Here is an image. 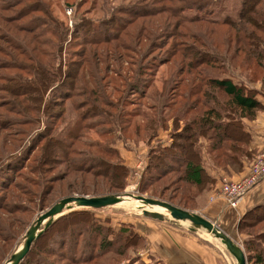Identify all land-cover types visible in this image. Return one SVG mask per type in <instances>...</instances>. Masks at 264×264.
<instances>
[{"label": "trees", "instance_id": "16d2710c", "mask_svg": "<svg viewBox=\"0 0 264 264\" xmlns=\"http://www.w3.org/2000/svg\"><path fill=\"white\" fill-rule=\"evenodd\" d=\"M13 1L0 0V156L5 157L2 145L6 140L9 148L19 152L6 161L0 159V175L7 169L5 178H0L3 190L13 182L10 171L32 159L40 196L66 194L80 185L75 179L82 183L86 175L102 178L111 192L121 191L129 168L118 149L109 148L108 137L121 138L132 123L134 140H142L147 147L139 193L179 208L194 209L197 196L214 183L205 158L214 166L240 171L242 160L252 157L251 135L243 119L264 110L257 98L264 95V88L253 86L264 85V0H239L237 15L223 20L199 12L211 7V0H134L118 6L111 19L115 24L103 22L102 27L79 18L74 25L76 35L81 29L94 31L75 37L82 39V49L67 72L55 60L66 27L50 9V1ZM188 9L195 12L188 14ZM163 14L168 16L158 17ZM200 21L208 24L193 29ZM157 50L162 54H154ZM163 65L168 68L166 78L156 92L155 72ZM115 93L119 94L111 99ZM128 95L136 105L146 103V110H124L122 127L117 124L119 129L111 132L103 126L106 121L99 120L111 115L103 109H117ZM124 101L131 100L126 97ZM41 115L47 123L43 128H39ZM26 125L36 130L33 135L31 129L23 128ZM159 129H169L168 145L153 141ZM93 133L102 140L87 142ZM26 137L29 140L22 144ZM77 142L92 147V155L84 152L74 159L72 154L77 152L72 148ZM116 154L119 162L108 159ZM55 164L64 169L54 172ZM3 202L0 259L1 243L10 237L7 229L15 226L19 213H27L19 203ZM86 214L76 210L56 218L33 240L18 264L136 262L145 238L132 223H123L114 232ZM59 222H65L64 230L48 237ZM237 231L246 235L242 243L247 264H264V203L242 214ZM50 238L52 242L44 245Z\"/></svg>", "mask_w": 264, "mask_h": 264}, {"label": "rangeland", "instance_id": "374dc122", "mask_svg": "<svg viewBox=\"0 0 264 264\" xmlns=\"http://www.w3.org/2000/svg\"><path fill=\"white\" fill-rule=\"evenodd\" d=\"M12 1V0H9ZM50 1V9L54 13V15L59 18L64 27H66V36L62 44V49L60 53L56 52L55 57H56V62H60L61 66V71L67 72L68 68L70 67V63L72 60H79V57L76 55L78 53L77 50L82 49V46L79 45V43L82 42V39H76L75 37L78 35L86 36L87 34H90L94 30L91 29L89 32H87V29H81V31L76 35L75 30H74V25L75 21H78L79 18L83 19H90L94 20L93 27H102L101 25L103 22H113L112 24H115V21L111 20L112 17L115 15L117 12L118 6H124L127 4H131L134 2V0H49ZM13 4L15 3V0L12 2ZM78 5H79V10H78ZM211 7L207 6L203 10H199V12L206 16L207 18H216L218 20H223L225 16L231 15L232 17H235L237 15V10L239 7V0H211ZM17 8H20V6L13 7L9 9V12L12 10H16ZM195 12V9H188L186 13L191 14ZM167 14L160 15L158 17H162L165 19L167 17ZM157 18V17H156ZM169 18V17H168ZM117 20H119V17H116ZM110 23V27L112 28L113 25ZM208 23L204 21H200L196 24L192 25V28L195 29L197 26L200 28H203L204 25ZM101 25V26H100ZM82 27V26H80ZM182 28L180 27L179 30ZM113 30V29H112ZM169 30L172 31V28L169 27ZM80 37V38H81ZM173 38H171L168 41V44L171 43ZM177 42H180V38L174 39ZM84 47L86 45L84 44ZM162 54V51L159 52L158 50L154 52V54ZM167 65H163L159 67L158 71H156V68H154L155 73H157L156 80H155V89H157L156 92H159L161 87H162V81L166 78L167 74ZM115 82L117 83L118 87L121 88L120 86V78H116ZM117 94L115 93L111 99H115L117 97ZM157 95V94H156ZM128 97V100L125 102V98ZM0 98H3L0 96ZM7 102V101H3ZM153 103V102H151ZM159 104V103H158ZM146 110V103L145 104H139L136 105L133 96L128 95L125 96L124 99L122 100L121 104L118 105L117 109H109L108 107H104L103 110L106 112H110L111 115L107 116L105 114L104 118H100V122H103L104 120L106 121L107 125H103L106 128L108 126L111 128V132H114V128L118 130L117 124H119L120 127H122V123L120 122V118L123 120V116L125 115L124 110L132 111V110ZM0 112H2V108H0ZM119 112H121V115L119 116ZM138 117H135L133 120H137ZM134 122V121H133ZM43 124L46 123V119L42 118L41 115V123L39 125V128H43ZM101 125V123H100ZM115 125V126H114ZM133 123L131 127L125 131L124 134L121 135V138H116V137H108L110 143L108 144L109 148H117L119 151V157H121L124 161V163L127 162L126 165L129 169L128 171V176L126 178V184L122 188L121 191L114 190L115 192H111V188H109L107 182L103 181L102 178L97 179L96 177H93L92 175H86L84 178L83 182L81 183V179H75L76 185L80 184L77 188H74L70 192L63 194V195H57L56 193L47 196V195H39V190L40 187L36 186L35 184L38 182V179L36 177V173L32 172V168L35 165V163L32 161V159L28 160L25 162L24 166L20 167L14 171H10V178H12L13 182L11 181V184L8 188L5 190L2 189V183L0 185V196H3L4 198H1L0 202L4 200L6 204L13 205L14 202H16L17 206L18 203L21 206H25L24 208H27V213H19L17 221H15V226L10 227V229H7L8 234H10V237L8 240H6L4 243H1L3 247L2 248V253H1V259H0V264H3L10 256L13 254L23 243L24 236L26 230L30 227V225L34 222V220L37 218V216L45 211L47 208L52 206L55 202H57L59 199L67 197V196H73V195H78V196H102V195H108V194H124V193H132V194H140L147 196L146 193H139L138 189V182L140 180L141 170L139 172H135L136 168H133V163H132V158L135 159L136 161H143L145 159L146 151L144 152L145 149H140V145L137 143L143 142L142 140L135 141L134 140V134H133ZM24 129H31L29 125H26L23 127ZM160 130V129H159ZM36 131V130H35ZM31 129V134L35 132ZM119 136V133L117 132L116 134ZM15 138H17L16 135H14ZM29 140V137H26L24 142L22 144L26 143ZM93 140H96L97 142H100V138L97 137L94 133L88 139L87 142H93ZM143 144V143H141ZM9 141L6 140L4 145L2 147L4 148L3 154L5 157H1L3 161H6L9 159V156L15 155L16 152H19L18 150L15 151L14 149L9 148ZM142 148V147H141ZM76 149L77 154H72L74 159L81 158L84 154V152L88 153L89 155H92V147H87L83 144L80 143H75L73 146L72 150ZM115 151V149H112ZM2 155V154H1ZM8 156V157H7ZM108 158V157H107ZM120 158V159H121ZM112 162H119L120 159L118 158L117 154L114 155L112 158H108ZM1 162V161H0ZM134 163V164H135ZM54 166V164H53ZM56 166V164H55ZM57 167V168H56ZM54 167V172H59L64 169L63 166ZM56 168V169H55ZM60 168V169H58ZM2 174L0 175V178H5L7 169H4V172L1 171ZM47 174L46 176H48ZM75 175V174H74ZM79 176V175H78ZM18 184L20 188H17L15 184ZM83 183H89L88 187H86L85 184ZM24 190H30V191H24ZM110 190V191H109ZM111 192V193H109ZM133 199V198H132ZM3 202V203H4ZM144 206L140 202L133 200L123 202L121 204H116L114 206H108V207H103V208H85V207H79L75 208L71 211H80V212H87L85 215L86 218H92L96 219L98 222L103 224L104 226H109L111 229L114 230V232L118 231L120 228L121 224H128L132 223L134 225V229L136 228L148 232V230H158V231H163L168 233L169 235H176V236H193L197 238L198 240L203 241L206 245L214 247L217 251H224L227 255V257L231 260V264H236V261L234 257L227 251L226 247L224 244L221 242L219 238L214 237L210 233H208L204 228L198 227V228H192V224L185 220H173L170 218L168 215H163L162 218H153L149 215H144L141 212L140 207ZM147 207V206H145ZM149 208V207H148ZM150 209V208H149ZM190 211H195L198 214L200 212L196 209H189ZM71 211H65L64 214H67ZM62 214V215H64ZM60 215V216H62ZM81 217V214H77ZM202 215V214H200ZM3 217H5V214H2ZM59 216V217H60ZM13 217H15L13 215ZM213 221V220H211ZM216 223V222H215ZM151 224H154L151 226ZM21 226L20 230H16V226ZM216 225H218L216 223ZM65 227V222H59L56 224L54 229L52 230L51 234L48 235V237H53L57 232L64 230ZM219 227V226H218ZM220 228V227H219ZM221 229V228H220ZM5 231V233L7 234ZM225 232V231H224ZM149 233V232H148ZM150 235L152 233H149ZM108 235L110 237L113 236L112 233L108 232ZM124 236V235H122ZM122 236L121 239L122 240ZM230 237L238 243L244 250L243 247V239L239 236L237 237L236 235L233 236L230 235ZM52 238H50L48 241L44 243V245L48 244L49 242H52ZM151 240H149V245ZM43 245V243H41ZM144 246H142L139 251L137 252L138 254V259L136 262H133L132 264H147L145 261V251H144ZM124 260V259H123ZM123 260H120L121 264H126L123 262ZM128 262V261H127ZM92 264V263H91Z\"/></svg>", "mask_w": 264, "mask_h": 264}, {"label": "crops", "instance_id": "0c3cea01", "mask_svg": "<svg viewBox=\"0 0 264 264\" xmlns=\"http://www.w3.org/2000/svg\"><path fill=\"white\" fill-rule=\"evenodd\" d=\"M253 86L264 88V85L262 86L259 82ZM257 98L264 104L263 94H258ZM243 122L245 130L251 135L249 148L253 151L252 157L242 160L240 171L226 170L220 166H214L205 158L206 170L214 178V183L197 196L194 209L198 210L202 216L216 222L217 226L229 236L233 234V236L236 235L245 239L246 235L237 231V222L248 209L264 203V179L254 186L234 208L228 206L221 195L216 196L215 194L222 182L236 180L245 174L253 157L264 146V110L256 111L252 119L245 118ZM153 141L168 145L170 143L169 129L159 130L156 139ZM201 142L206 143L203 139ZM137 144L140 145V149H145L144 152L147 150L144 142ZM201 149L205 153L204 146ZM131 160L133 168H136L139 161L135 163L134 158ZM145 161L143 159L142 163ZM125 164L129 165L127 162ZM212 196L214 198L210 200ZM153 225L151 224V226ZM136 231L145 238L144 256L147 264H231V260L224 251H217L214 247L206 245L193 236H176L163 231L148 230L149 233H152L150 235L138 228H136ZM149 240H151V245H149Z\"/></svg>", "mask_w": 264, "mask_h": 264}, {"label": "water", "instance_id": "95a60500", "mask_svg": "<svg viewBox=\"0 0 264 264\" xmlns=\"http://www.w3.org/2000/svg\"><path fill=\"white\" fill-rule=\"evenodd\" d=\"M125 197H131L144 205L140 207L141 212L144 215H149L153 218H162L163 215H168L173 220L189 221L192 224L193 229L198 227L204 228L208 233L221 240L227 251L234 257L236 264H247L243 248L222 229H220L214 221H211L195 211L176 207L166 201L132 193L119 195L108 194L102 196L73 195L61 198L37 216L34 222L26 230L23 243L3 264H18L27 254L31 243L40 234V232H42L43 229L50 225L56 218L64 214L65 211H71L79 207L98 209L114 206L124 201ZM145 206L160 207L166 210L168 214L150 211L146 209Z\"/></svg>", "mask_w": 264, "mask_h": 264}, {"label": "built area", "instance_id": "2783aa9c", "mask_svg": "<svg viewBox=\"0 0 264 264\" xmlns=\"http://www.w3.org/2000/svg\"><path fill=\"white\" fill-rule=\"evenodd\" d=\"M145 162L136 165L135 172L143 169ZM141 173V172H140ZM139 173V174H140ZM264 179V146L251 160L247 171L236 180L224 181L216 190V196L221 195L228 206L236 207L244 196L259 182ZM214 196L210 197L212 200Z\"/></svg>", "mask_w": 264, "mask_h": 264}, {"label": "bare ground", "instance_id": "6f19581e", "mask_svg": "<svg viewBox=\"0 0 264 264\" xmlns=\"http://www.w3.org/2000/svg\"><path fill=\"white\" fill-rule=\"evenodd\" d=\"M130 200H133L131 197H125V200L124 201H122L121 203H123V202H127V201H130ZM136 201V200H135ZM139 202V201H138ZM121 203H119V204H121ZM150 209H149V208ZM146 209H148V210H150V211H153V212H161V213H163V214H168L167 213V211L166 210H164V209H162V208H160V207H157V206H147V207H145Z\"/></svg>", "mask_w": 264, "mask_h": 264}]
</instances>
